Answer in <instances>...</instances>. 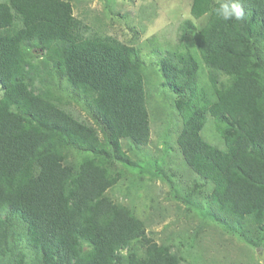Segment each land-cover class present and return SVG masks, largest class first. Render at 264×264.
Instances as JSON below:
<instances>
[{
  "label": "trees",
  "instance_id": "16d2710c",
  "mask_svg": "<svg viewBox=\"0 0 264 264\" xmlns=\"http://www.w3.org/2000/svg\"><path fill=\"white\" fill-rule=\"evenodd\" d=\"M241 3L244 20L225 22L219 0H192L193 17L208 19H184L159 68L183 116L182 158L200 177L183 200L194 206L210 183L209 215L263 250L264 0ZM91 30L69 0H0V264H192L108 195L122 178L111 165L131 163L122 140H150L145 61ZM208 114L225 149L202 135Z\"/></svg>",
  "mask_w": 264,
  "mask_h": 264
},
{
  "label": "rangeland",
  "instance_id": "374dc122",
  "mask_svg": "<svg viewBox=\"0 0 264 264\" xmlns=\"http://www.w3.org/2000/svg\"><path fill=\"white\" fill-rule=\"evenodd\" d=\"M74 14L88 23L91 33L112 35L137 46L145 61L143 71L150 119V140L141 145L123 139V150L131 163H115L110 172H122L121 180L108 190L116 202L126 205L144 221L149 235L158 243H173L192 264H264L261 248L251 237L231 233L210 216L207 195L212 185L198 186L189 206L183 200L200 180L185 164L178 145L183 116L176 95L162 86L159 58L179 43V25L187 18L199 26L208 19H195L192 0H69ZM208 68L201 72V85L212 90ZM0 84V96L2 95ZM85 122L90 119L78 103L67 107ZM211 144L225 149L215 118L207 115L202 130ZM74 155V154H73ZM70 161L77 163L81 156ZM160 169L161 176L155 169ZM165 174V175H164ZM261 235L262 231L257 232ZM140 254L145 248L136 244ZM125 253V252H124Z\"/></svg>",
  "mask_w": 264,
  "mask_h": 264
},
{
  "label": "clouds",
  "instance_id": "9594fccd",
  "mask_svg": "<svg viewBox=\"0 0 264 264\" xmlns=\"http://www.w3.org/2000/svg\"><path fill=\"white\" fill-rule=\"evenodd\" d=\"M215 14L217 18L225 22H239L245 18V10L241 0H219Z\"/></svg>",
  "mask_w": 264,
  "mask_h": 264
},
{
  "label": "water",
  "instance_id": "95a60500",
  "mask_svg": "<svg viewBox=\"0 0 264 264\" xmlns=\"http://www.w3.org/2000/svg\"><path fill=\"white\" fill-rule=\"evenodd\" d=\"M260 258H261L262 260H264V249L262 250V252H261V254H260Z\"/></svg>",
  "mask_w": 264,
  "mask_h": 264
}]
</instances>
